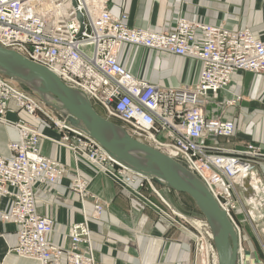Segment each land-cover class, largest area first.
<instances>
[{"label":"built area","instance_id":"1","mask_svg":"<svg viewBox=\"0 0 264 264\" xmlns=\"http://www.w3.org/2000/svg\"><path fill=\"white\" fill-rule=\"evenodd\" d=\"M110 1L0 0V45L47 67L65 85L85 94L100 115L120 124L134 139L183 163L205 184L234 225L237 264H247V260L248 264H264L255 258L245 260L241 228L234 218L236 212H246L241 191L251 193L249 202L252 207L256 205L252 172L264 161V154L251 143L238 152L204 143L209 138L230 139L235 135L233 120L210 118L204 106L216 101L235 75H264V38L249 28L227 29L181 16L173 27L163 23L159 30L132 28L128 24L131 0H125L119 15L111 11ZM159 2L165 5L167 0H153L158 6ZM124 45L198 60L199 80L192 86L164 87L138 78L118 59ZM236 99L225 104L231 105ZM9 101L15 108L8 106ZM9 113L15 118H9ZM40 117L50 120L60 132L58 146L121 187L144 188L146 184L152 186L153 179L116 161L85 131L0 74V123L18 133V139L7 144L9 155L0 154V196L10 201L6 210L0 209V221L17 225L14 252L40 264H96L87 217L72 224L65 241L56 244L48 239L53 220L37 213L36 184H53L66 174L63 162L40 153L43 134L34 125ZM89 185L75 176L69 188L82 198L90 196L94 200L92 218L99 219L102 205ZM160 199L168 210L165 218L170 224L177 223L186 239L204 250L208 264H217L212 233L204 217L192 232L186 227L189 219ZM81 245H85L83 250Z\"/></svg>","mask_w":264,"mask_h":264},{"label":"crops","instance_id":"2","mask_svg":"<svg viewBox=\"0 0 264 264\" xmlns=\"http://www.w3.org/2000/svg\"><path fill=\"white\" fill-rule=\"evenodd\" d=\"M124 3L125 0H111L113 14L119 15ZM159 3L161 7L152 0H131L129 26L159 30L163 23L173 27L181 16L227 29L249 28L253 34L264 38V0H167L165 5ZM200 35L197 31V36ZM118 59L134 76L164 87L195 85L201 72L198 60L141 46L124 45ZM237 96L240 99H236ZM231 99H236L233 104H225ZM8 106L15 108L13 101H9ZM204 109L210 118L233 120L236 130L230 139L209 138L204 141L206 145L238 152L251 143L264 154V75L248 72L235 75L227 89L219 92L218 99ZM8 116L15 118L12 113ZM34 125L43 134L40 153L57 158L66 168L62 180L35 186L37 213L53 220V232L48 235L51 242H64L68 228L87 217L92 228L90 237L96 264H192L186 234L182 230L180 234L165 218L168 210L160 199L161 196L171 201L178 192L155 181L145 188L121 187L104 173L95 172L68 149L58 146L56 140L60 132L45 118L40 117ZM17 139L18 133L13 127L0 123L1 155H9L7 144ZM252 175L256 205L252 207L249 202L251 193L241 191L239 196L246 212H236L235 218L242 227L245 257L261 260L264 259V161L255 165ZM75 176L89 182V190L100 200L99 219L92 218L94 200L90 196L82 198L70 190L71 179ZM9 204L8 197L0 196L1 210H6ZM16 245L17 225L0 221V264H40L17 255ZM84 248L85 245H81V249Z\"/></svg>","mask_w":264,"mask_h":264},{"label":"water","instance_id":"3","mask_svg":"<svg viewBox=\"0 0 264 264\" xmlns=\"http://www.w3.org/2000/svg\"><path fill=\"white\" fill-rule=\"evenodd\" d=\"M78 19L82 20L80 14ZM0 74L28 88L45 106L85 131L122 165L189 196L211 230L217 264H237L234 225L205 184L183 163L134 139L120 124L100 115L85 94L65 85L47 67L1 45Z\"/></svg>","mask_w":264,"mask_h":264},{"label":"rangeland","instance_id":"4","mask_svg":"<svg viewBox=\"0 0 264 264\" xmlns=\"http://www.w3.org/2000/svg\"><path fill=\"white\" fill-rule=\"evenodd\" d=\"M152 3H153V0H152ZM15 84L17 85V87L20 90H23L25 92H28V93L32 94L34 97H36L37 99H39L35 94L31 93L30 90L28 88H26L25 86H23V85H21V84H19L17 82H15ZM46 120L48 122H50V120H48V119H46ZM168 203H169L170 207L175 212H177V213L185 216L187 219H189L190 224L186 223V227L190 228L192 232L196 231L195 228H194V226H197V224H198L197 222L200 221V218H202V217L195 213V211H194V205H193L192 201H190V199L185 194L176 193V196L173 198V200L168 201ZM245 210H246V208H245ZM176 218L177 219H175V220L177 222H180L181 223L180 219L178 217H176ZM235 221L238 224L236 218H235ZM183 224H184V221H183ZM238 226L241 228V236L243 238L242 227L239 224H238ZM175 230L180 231V234H181V229L179 228V225L177 223L175 224ZM252 234H253V232H252ZM186 240L190 241V242H188V244L191 246L192 264H208L207 258L204 255L205 254L204 250L203 249H198L197 248V245L196 244H193V241L192 240H189V239H186ZM242 247H243V250H244V253H245L244 244L242 245ZM245 260H247V258ZM259 261H264V259H261V260L259 259ZM210 264H212V263H210ZM247 264H248V260H247Z\"/></svg>","mask_w":264,"mask_h":264},{"label":"trees","instance_id":"5","mask_svg":"<svg viewBox=\"0 0 264 264\" xmlns=\"http://www.w3.org/2000/svg\"><path fill=\"white\" fill-rule=\"evenodd\" d=\"M179 194H183V193H179ZM185 195H186V194H185ZM186 196H187V195H186ZM187 197L190 199V201H192L191 198H190L189 196H187ZM192 203H193V205H194V211H195V213L198 214L199 216L203 217L202 213L196 208V206H195V204H194L193 201H192Z\"/></svg>","mask_w":264,"mask_h":264}]
</instances>
